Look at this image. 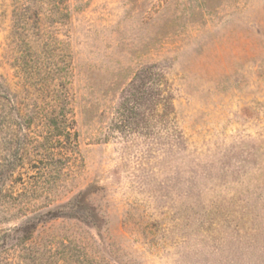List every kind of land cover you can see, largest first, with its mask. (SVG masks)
Listing matches in <instances>:
<instances>
[{
	"label": "rangeland",
	"instance_id": "1",
	"mask_svg": "<svg viewBox=\"0 0 264 264\" xmlns=\"http://www.w3.org/2000/svg\"><path fill=\"white\" fill-rule=\"evenodd\" d=\"M0 253L264 264V0H0Z\"/></svg>",
	"mask_w": 264,
	"mask_h": 264
},
{
	"label": "trees",
	"instance_id": "2",
	"mask_svg": "<svg viewBox=\"0 0 264 264\" xmlns=\"http://www.w3.org/2000/svg\"><path fill=\"white\" fill-rule=\"evenodd\" d=\"M137 77V81L141 84H143L144 86L149 84V85H153L157 84V85H163V76H161V74L159 73V71L156 70L155 67H146L144 69H142L140 71V73L138 75H136ZM150 89V88H149ZM154 89H150V92H152ZM149 97H151L153 99V95H150ZM58 129V127H57ZM66 134L68 137L71 136V131L70 128L68 127L66 130ZM33 228H28V230H25L26 233H31ZM12 262L9 261L8 259H5L3 256H1L0 253V264H11Z\"/></svg>",
	"mask_w": 264,
	"mask_h": 264
}]
</instances>
